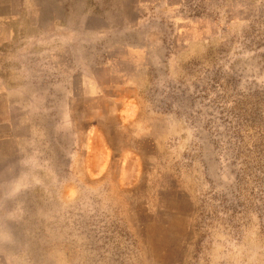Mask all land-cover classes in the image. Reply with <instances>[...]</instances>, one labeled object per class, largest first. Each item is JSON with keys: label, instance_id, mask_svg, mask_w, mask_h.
Wrapping results in <instances>:
<instances>
[{"label": "rangeland", "instance_id": "rangeland-1", "mask_svg": "<svg viewBox=\"0 0 264 264\" xmlns=\"http://www.w3.org/2000/svg\"><path fill=\"white\" fill-rule=\"evenodd\" d=\"M0 264H264V0H0Z\"/></svg>", "mask_w": 264, "mask_h": 264}]
</instances>
